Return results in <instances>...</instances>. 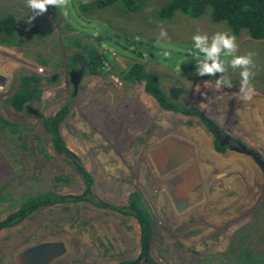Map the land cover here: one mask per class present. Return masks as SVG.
I'll use <instances>...</instances> for the list:
<instances>
[{
    "label": "rangeland",
    "instance_id": "374dc122",
    "mask_svg": "<svg viewBox=\"0 0 264 264\" xmlns=\"http://www.w3.org/2000/svg\"><path fill=\"white\" fill-rule=\"evenodd\" d=\"M92 1L68 0L66 7L49 6L46 13L36 15L27 0H0V15L12 14L24 22L35 16L31 23L49 27L52 34L48 39L24 35L29 45L25 50L0 46V117L21 131L17 139L0 126V192L6 196L0 220L33 194L80 195L84 191L80 176L67 159L52 151L40 126L43 118L63 105L67 113L58 126L59 135L91 181L85 202L38 208L21 222L1 229L0 264H13L11 257L21 244L48 240L64 244L61 264H129L139 255V231L135 220L121 215L119 209L133 189L142 194L152 219L147 264H264V38L236 37V55L254 53L250 70L255 94L243 101L235 95L242 69L229 67L232 88L222 91L207 83L190 86L181 69L189 56L202 54L194 48V35L211 38L228 32L225 25L211 22L209 8L197 19L175 13L167 22L151 14L167 0H147L144 11L130 14V19L128 13H119L116 4L86 15L78 13L79 5ZM161 28L167 38H160ZM70 35L80 36V42H88L105 57L98 74L86 72L82 62L70 59L73 48L67 49L64 41ZM149 43L154 49L150 56L142 45ZM38 52L48 53L56 63L39 66L27 55ZM221 58L226 63L233 59L223 54ZM135 62L153 70L166 90L175 84L169 78H176L182 84L181 100L210 110L225 130L241 139L239 150L255 154L262 167L245 153L214 154L191 119L161 117L139 85L127 86L119 79ZM69 69L81 73L75 88L65 79ZM18 72L41 77V93L28 103V111L15 112L4 102L17 84ZM171 121V131L179 132L173 136L175 146L190 133L191 138H203L207 163L191 160L192 154L180 142V148L168 146L161 129ZM166 149L170 153L165 154ZM173 153L179 154L178 165ZM169 164L176 170L158 176L154 166ZM59 175H66L68 181L55 182ZM245 250L255 262L245 259Z\"/></svg>",
    "mask_w": 264,
    "mask_h": 264
},
{
    "label": "trees",
    "instance_id": "16d2710c",
    "mask_svg": "<svg viewBox=\"0 0 264 264\" xmlns=\"http://www.w3.org/2000/svg\"><path fill=\"white\" fill-rule=\"evenodd\" d=\"M146 3H148L147 0H93L90 3L79 5L77 11L80 14H85L86 12L88 13L90 11L116 4L119 13L122 15L128 13V19H130V14L144 11ZM207 8H209L211 22L225 25L230 35L239 37L240 34H244L248 38L256 41L264 38V0H167V2L159 7L158 10L156 9L151 14L155 13L154 16L156 20L160 22L169 21L175 13H180L190 19H197L205 13ZM67 30L71 32L69 27H67ZM24 35L29 37L36 36L39 39L52 38L51 29H49V27L17 20L12 14L0 15V46L25 50L22 48L29 45L28 41L25 40ZM79 37L78 35H70L64 38V41L68 44L66 45V48H73L70 52V59L79 60L85 65L86 72L96 75L100 72L98 67L101 66L105 57L99 55L92 45H87L88 42H80ZM96 38L98 40L101 39L99 36ZM142 45L144 46V49L148 51L147 54L149 56L152 55L151 51L154 50L152 44L149 43ZM134 52L135 51H131V53ZM41 53L38 52L37 55L29 53L27 55L31 56L34 61L42 67H52V65L56 63V60L49 56L48 53ZM199 56H197V58L189 56L186 61H183L181 69L185 74V79L193 81L194 79L200 78L215 83V80L219 78L220 74L204 77L195 74L198 61L203 59L202 54ZM226 66L228 70L231 69L229 68L230 63H226ZM15 75L17 84L16 86L13 85L14 87L12 86L14 90L4 98V102L15 112L23 110L28 111V103L38 99L41 93L39 89L41 77L32 73L21 72H18ZM49 79L50 78L48 77L46 80L49 81ZM119 79L128 83L144 81V92L152 96L158 105L165 111L178 112L182 115L199 116L196 109L192 106H182L170 102L156 73L138 62L132 63L128 67V70L123 72ZM139 86L145 100L153 106L161 117H180L158 109L154 101L143 93L142 86ZM66 113L67 105H63L51 117L43 118L40 122V126L43 132L49 137L52 150L57 155H61L67 159L73 166L74 171L80 176L85 184L84 191L80 195H58L51 191H45L24 198L15 212L0 221V229L21 221L29 213L42 206L56 203H76L86 199L88 188L91 183L90 177L83 170L76 155L66 148L63 139L58 132V126L64 119ZM0 126L7 129L12 136L21 139V131L18 125L10 123L0 117ZM215 150L221 152L222 147L216 146ZM242 157L243 156H240V158ZM54 181L66 183L68 177L66 175H59L54 177ZM3 199L4 198H2V200ZM262 203L264 205V197ZM122 212H128V214L135 220L139 231V255L137 259L129 262V264H138L141 258L150 263L148 249L152 231V219L146 207L141 202V194L138 191L132 192L128 195V205L126 209L122 210ZM244 256L248 261L255 262V258L251 257L246 250L244 251ZM257 260L260 259L257 257ZM217 264L223 263L219 262Z\"/></svg>",
    "mask_w": 264,
    "mask_h": 264
},
{
    "label": "clouds",
    "instance_id": "9594fccd",
    "mask_svg": "<svg viewBox=\"0 0 264 264\" xmlns=\"http://www.w3.org/2000/svg\"><path fill=\"white\" fill-rule=\"evenodd\" d=\"M67 4L68 0H27V6L36 15L46 13L49 6L63 8ZM35 18V16H32L29 23ZM160 38H167V32L163 28L160 31ZM192 39L195 50L203 54V59L198 61L195 74L200 77L220 74L219 78L215 80L216 91H222L225 87L230 89L232 88V82L228 75L226 62L221 59V55L233 57L230 61L231 68L234 70L237 68L242 69L239 73L241 78L239 92L235 95L240 100L250 101L255 94L254 87L251 84L254 73L250 70L254 53L248 52L243 56L236 55L239 50L236 37L228 32H217L211 38L207 34H196ZM164 55L167 57L169 53L165 52Z\"/></svg>",
    "mask_w": 264,
    "mask_h": 264
},
{
    "label": "flooded vegetation",
    "instance_id": "af4514ba",
    "mask_svg": "<svg viewBox=\"0 0 264 264\" xmlns=\"http://www.w3.org/2000/svg\"><path fill=\"white\" fill-rule=\"evenodd\" d=\"M105 60V59H104ZM76 61V59H75ZM79 61V60H77ZM128 70V69H127ZM80 71H74L73 69H69L67 71V75H65V79L66 81L73 87L74 85L76 86L78 80H79V77H80ZM170 81H172L173 85H170L169 86V89H165L162 85V88L164 89L165 93H166V96L169 98L170 102L172 103H175V104H180L182 106H192L196 109L197 113L199 116H196V115H182V117H185L187 119H191L194 121V124H197V126L199 127V131H200V134L209 142L208 145H209V149L216 155H221V154H226L227 152L229 151H232V152H235V151H239V148H240V145L242 144V141L241 139L238 137V136H235L234 134H232L231 132L225 130V128H223V126L221 125V122H219L217 119H215V117L211 114L210 110L207 111L206 109L203 110V108L199 107V105L195 102H187V101H182L180 95H181V92L183 91L182 89V84L179 83V82H176V78H169ZM188 82H189V85L192 86V85H196V84H202V83H207L209 85H211L212 87L215 85V83L211 82V81H208V80H204V79H200V78H197V79H194L193 81L190 80V79H186ZM178 81V80H177ZM141 82L142 81H135V82H132V83H128V82H125L126 85L128 86L129 85H133L134 84H137V85H141ZM144 82V81H143ZM144 87V86H143ZM193 87V86H192ZM74 88V87H73ZM172 89H178V92L176 93L175 95V98H171L170 96V91ZM206 103V102H205ZM207 104V103H206ZM168 112H171V111H168ZM174 114V112H171ZM152 116V119L154 121H158L155 117V115H151ZM174 121V120H173ZM169 126H167L166 128H163L161 129V133H163L165 136H163V138L165 139H169V140H172L174 139L173 136H176L178 135L179 132L175 133L172 130V126H173V123L172 121L170 123H168ZM199 133V132H197ZM169 136H171V138H168ZM179 136H182V133H180ZM147 137V136H146ZM167 141L168 145L171 146L169 144L170 141ZM244 145V144H243ZM216 146L218 147H222V151L221 152H217L215 150ZM167 153H169V151H167ZM238 153V152H237ZM253 161L256 163V161L253 159ZM257 164V163H256ZM124 187H127L126 185H124ZM135 191H138V190H129V194L132 193V192H135ZM140 193V191H138ZM127 194V197H126V201H125V204L124 206L122 207V209H119L120 211V214L121 215H124V216H127L128 217V212H125L123 213L122 210L123 209H126L127 205H128V195ZM141 194V193H140ZM5 194L3 192H0V206L2 205V198H4ZM86 200H83V201H79L78 203H82V202H85ZM141 202L143 203L144 205V202L142 200V194H141ZM62 204H68V203H56V204H52V205H46V206H42L40 208H48V207H51L53 205H62ZM182 204H179L177 205L178 207H180ZM145 206V205H144ZM147 209V208H146ZM181 210V208H180ZM148 211V210H147ZM35 212L32 211L31 213H29L26 217H29L31 214H33ZM149 213V212H148ZM150 215V214H149ZM25 218H23L22 220H24ZM3 220V219H2ZM0 220V221H2ZM21 220V221H22ZM19 221V222H21ZM6 227L4 228H1V229H5ZM0 229V230H1ZM42 242H51V243H62L61 241L59 240H48V241H38L36 242L35 244H21L20 245V251H18V253L16 255H14V257L12 256L11 257V263L13 264H31V263H27L26 261H24V257L22 256L24 254V252L28 249V248H31L32 246L34 245H37L39 243H42ZM63 244V243H62ZM64 245V244H63ZM64 250L65 252H63V254L59 255L58 258H56L55 260H53L52 262H50L49 264H61V261L62 258L65 256V253H66V248L64 246ZM58 250H56L57 252ZM23 257V259H22ZM3 259H5L6 261H4L5 263L7 262V255H5L3 257ZM143 259V258H141ZM140 259V261H141ZM140 261L138 264H140ZM7 264V263H6ZM33 264V263H32Z\"/></svg>",
    "mask_w": 264,
    "mask_h": 264
},
{
    "label": "water",
    "instance_id": "95a60500",
    "mask_svg": "<svg viewBox=\"0 0 264 264\" xmlns=\"http://www.w3.org/2000/svg\"><path fill=\"white\" fill-rule=\"evenodd\" d=\"M141 86L142 87L144 86V82L143 81L141 82ZM73 87L75 88V85ZM142 90H143V93L145 95H147L151 100L154 101V103L156 104L158 109H160L163 112L169 113L168 111L163 110L158 105V103L156 102V100L152 96H150L148 93L144 92L143 88H142ZM177 92H178V89H172L170 91L171 98H175V95H176ZM174 114L181 116V114L178 113V112H174ZM169 144L171 145V146L168 145L170 148L175 146L173 139L170 140ZM168 151L170 153L171 150H168ZM166 152H167V149H166V151L164 153L166 154ZM235 152L245 153L246 155L252 157V159H254L256 161V163L260 167H262L261 162L259 161V159L256 157L255 154H252V153L250 154V152L241 151V150L235 151ZM155 154H156V152L154 153V155ZM156 156H157V154H156ZM154 167H155V170L158 173V176H164V175L172 172L173 170H176V168H177L176 166H170V164L169 165H162V166L161 165H156ZM176 208H177L178 211L180 210V207H178L177 205H176ZM56 250H58V251L56 252ZM63 252H65L64 245L62 243H60V242H58V243L42 242V243H39L37 245L32 246L31 248H28L24 252V254L22 256L25 258L24 261H26L27 263H31V264L32 263L33 264H49L50 262H52L53 260L58 258L59 255L63 254ZM23 257H22V259H23ZM140 264H147V263H146V261L144 259H141Z\"/></svg>",
    "mask_w": 264,
    "mask_h": 264
},
{
    "label": "bare ground",
    "instance_id": "6f19581e",
    "mask_svg": "<svg viewBox=\"0 0 264 264\" xmlns=\"http://www.w3.org/2000/svg\"><path fill=\"white\" fill-rule=\"evenodd\" d=\"M191 135H192L191 133L187 134L186 136H184L182 138V140L180 139L178 141V143L179 142L181 143L182 147L184 149H186V152H188L189 154H192V156L190 157L191 160L206 161V163H207L209 161V156H208V152L205 148L204 140H202L203 138H201V139L198 137L191 138ZM178 143L176 144L175 147L180 148L181 146L179 147ZM184 155L186 156L187 154L184 153ZM172 157L174 158V161H175V159H177L179 157V154L173 153ZM175 162H176V165H178L177 161H175ZM200 165H204V164L200 163ZM184 167L185 166H183L182 169H184ZM188 171H190V170H188Z\"/></svg>",
    "mask_w": 264,
    "mask_h": 264
}]
</instances>
